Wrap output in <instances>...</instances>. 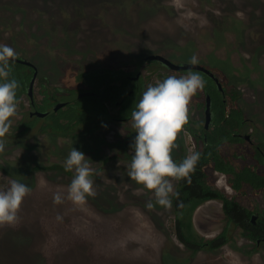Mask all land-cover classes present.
I'll return each instance as SVG.
<instances>
[{"label":"rangeland","instance_id":"1","mask_svg":"<svg viewBox=\"0 0 264 264\" xmlns=\"http://www.w3.org/2000/svg\"><path fill=\"white\" fill-rule=\"evenodd\" d=\"M0 41L17 45L60 86L71 73L129 68L149 54L204 62L225 72L246 107L258 105L247 115L257 120L254 141H264V0H0ZM160 122L164 130L136 136L134 151L119 159L110 158L121 148L119 134L99 146L42 135L0 148V264H264V243L240 229L215 251L194 253L178 239V182L159 172L171 163L167 146L192 141L172 120ZM142 141L150 148L139 151ZM210 173L235 195L226 176ZM239 199L264 211L262 193L249 188ZM191 222L188 233L217 236L226 227L222 202L203 204Z\"/></svg>","mask_w":264,"mask_h":264},{"label":"flooded vegetation","instance_id":"2","mask_svg":"<svg viewBox=\"0 0 264 264\" xmlns=\"http://www.w3.org/2000/svg\"><path fill=\"white\" fill-rule=\"evenodd\" d=\"M8 55L27 60L31 65L18 62ZM166 57L178 64L193 62L176 61L168 56ZM211 57L214 59L215 55L212 54ZM194 63L201 64L214 72L215 76L222 83L223 90H219L216 81L203 72L192 69H169L159 61L147 60L146 56L140 59L135 66L129 68L92 69L84 72L71 73L73 80L69 81V76L68 85H52L47 77L41 76L40 69L33 61V57L22 52L17 45H10L0 41V76L5 74L7 68L20 69L19 72L22 74L19 77L18 74L12 76L15 79H11L7 87L0 81V148L23 142L29 143L30 141L35 144L36 138L42 135L52 138H63L68 141L70 147H84L85 144L83 143L88 138L94 142H98L99 146V143L103 139L111 140L114 134H119L121 137V148L119 151H122H118L114 156L110 157L119 159L123 155V152L130 154L131 151H134L136 136L150 137L152 135L151 131H155V129L164 130L165 128L160 121L169 119L178 126L180 134H184L190 138L192 146H189V141H181L180 143L175 141L173 146H167V152L174 155L172 157L169 154L171 157L169 168L163 173L159 172L163 177H173L179 183L178 175L173 172L174 166L178 164V170H182L180 167L182 161L184 159L191 161L198 149L206 151L210 148L217 147L221 150L222 155L234 160L236 163L244 162L245 158L254 162L257 152L264 158V141L255 142L253 139L255 131L257 130V120L255 117L247 115V111L258 113V105H255V110H252L251 107H246L244 103H241V95L239 92L234 89L233 85L224 82V71L208 66L204 62ZM225 65H228L230 68L228 63H225ZM36 71L38 74L33 82L32 94H29V89ZM166 72L172 75H165L164 73ZM206 76L211 79L212 89L216 88L218 92L216 99L204 87V84L208 82ZM21 78H23L24 86V92L22 94L18 90V87L22 85ZM111 86L115 87L116 90V99L114 101L108 98L112 94L113 89L111 93L107 91L108 87ZM168 90L173 95V98H183L182 101L177 104L174 99L166 95ZM152 91L156 92L157 95H153L151 93ZM152 96H156L160 100L153 106L149 103L150 97ZM208 96L212 98L213 119L209 129H206ZM93 98L98 99L105 105V109L99 111L92 108V102L90 101ZM127 100H129L128 103ZM57 105L62 106L56 109L55 107ZM65 110L76 112L78 118L85 119L86 121L79 123L78 126L70 131L62 132L58 129L59 124L62 121H65L64 124L71 122V118L61 116V111ZM37 112L45 113L46 115L40 116L36 114ZM150 117L158 122L151 123L148 121ZM58 120H60V123H57ZM116 126H121V130L119 131V128L117 129ZM248 126H251V128L248 129ZM217 128H222L224 134L219 136L217 142H213L210 135ZM246 135H250L251 138L249 140L245 139L243 136ZM148 148H150V144L142 141L139 151H144ZM132 157L131 155H126L129 161H131ZM141 161L147 163L145 157H142ZM207 170L211 178L210 170L227 177L228 188L235 193L233 196H230L228 191L219 187L213 178L212 181L230 198L236 199L244 207L248 208L252 212L251 220L253 215H258L256 222L252 220L254 225L259 220L264 219V211H253L239 199L249 196V188L253 192L262 193L263 196L264 191H257L251 186H247V194L241 196L230 186L229 175L216 171L211 166ZM153 171L155 173L158 172L155 168H153ZM216 201L222 202L221 200ZM226 229L229 231L230 241L231 231L240 229L244 237L248 241L255 243L256 246L264 243V239L258 236L254 239L249 238L244 230L235 226L234 223L229 222L227 218L224 230ZM252 252H255V249Z\"/></svg>","mask_w":264,"mask_h":264},{"label":"trees","instance_id":"3","mask_svg":"<svg viewBox=\"0 0 264 264\" xmlns=\"http://www.w3.org/2000/svg\"><path fill=\"white\" fill-rule=\"evenodd\" d=\"M20 69L7 68L5 74L0 76L1 82L9 85L11 79H15V74L22 76ZM208 82L204 87L216 99L218 92L216 88L212 89L211 79L207 77ZM21 86L18 87L19 92H24L23 78H21ZM113 89V90H112ZM112 94L108 97L114 101L116 99L115 87H108V92ZM91 107L95 110L105 109L98 99H91ZM129 100H127V103ZM126 103V104H127ZM61 116L71 118L69 124L60 123L58 129L62 132L72 130L79 123L86 121L77 117L76 112L69 110L61 111ZM76 118H78L76 120ZM222 128H217L211 134V140L217 142L219 136L223 135ZM226 140V139H224ZM264 147V145H263ZM178 164L173 168V172L178 175V187L173 195V206L175 211V231L178 239L183 245L192 252L214 251L222 248L229 243V231L226 229L216 237L207 239L201 235L188 233L187 227L193 221L196 210L205 202L210 200H221L223 202V211L229 222L244 230L249 238L254 239L260 237L264 239V219L259 220L257 224H253L251 220L252 212L244 207L239 201L230 198L224 191L215 185L208 172V167H213L216 171L230 176L229 184L239 195L247 194V186H251L254 190L264 191V158L257 152L255 161L245 158L244 162L236 163L234 160L222 155L221 150L217 147L209 150H197L194 158L189 161L184 159L180 164L182 170H178Z\"/></svg>","mask_w":264,"mask_h":264},{"label":"water","instance_id":"4","mask_svg":"<svg viewBox=\"0 0 264 264\" xmlns=\"http://www.w3.org/2000/svg\"><path fill=\"white\" fill-rule=\"evenodd\" d=\"M8 56H10L14 60L21 62L23 64L31 65V63L27 60H22L18 57H14L11 55H8ZM146 59L152 60V61H155V60L159 61L163 66H165L169 69H173V70H190V69H192V70H197V71L203 72L204 74L208 75L209 77L213 78L216 81L219 90H223L222 83L220 82L219 78L215 76V73L212 72L210 69L206 68L205 66L201 65V64L194 63V62H183V63L178 64V63L173 62L172 60H170L169 58H167L166 56H164L162 54H150V55L146 56ZM37 74H38V72L36 71L34 79L32 80V85L29 89V94H32L33 82L36 79ZM91 94H93V93H91ZM60 106H62V105H57L55 108L57 109ZM36 114H38L40 116L46 115L45 113H40V112H37ZM212 119H213L212 98H211V96H208L207 97V108H206V126H205L206 129H209ZM243 137L247 140H249L251 138L250 135H246ZM257 216H258L257 214L253 215L252 220L254 222H256Z\"/></svg>","mask_w":264,"mask_h":264}]
</instances>
